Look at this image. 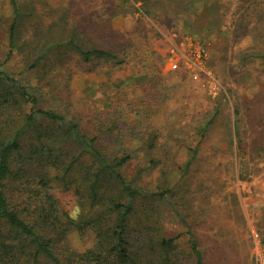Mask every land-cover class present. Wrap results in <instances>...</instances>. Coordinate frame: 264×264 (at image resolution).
I'll use <instances>...</instances> for the list:
<instances>
[{"label": "rangeland", "instance_id": "obj_1", "mask_svg": "<svg viewBox=\"0 0 264 264\" xmlns=\"http://www.w3.org/2000/svg\"><path fill=\"white\" fill-rule=\"evenodd\" d=\"M16 5L15 48L2 69L39 107L84 131L95 115L104 130L115 120L124 137L105 135L100 146L112 158L128 155L123 175L163 197L153 200L156 220L179 236L183 258L192 235L204 264H251L255 244L264 250V0ZM13 21L11 0H0V63ZM75 47L114 59L85 63ZM53 194L77 219L76 198ZM68 243L88 249L92 236L72 232Z\"/></svg>", "mask_w": 264, "mask_h": 264}, {"label": "trees", "instance_id": "obj_2", "mask_svg": "<svg viewBox=\"0 0 264 264\" xmlns=\"http://www.w3.org/2000/svg\"><path fill=\"white\" fill-rule=\"evenodd\" d=\"M11 4L9 51L0 63V264H204L192 235L183 258L179 236L163 233L153 207L163 197L123 175L129 156L103 152V136L124 137L114 119L104 130L95 115L92 133L84 131L65 114L39 107L38 97L2 69L15 48L19 15L16 0ZM75 49L85 63L114 59ZM53 190L76 198L77 219L59 210ZM72 232L90 234L92 246L73 249Z\"/></svg>", "mask_w": 264, "mask_h": 264}, {"label": "built area", "instance_id": "obj_3", "mask_svg": "<svg viewBox=\"0 0 264 264\" xmlns=\"http://www.w3.org/2000/svg\"><path fill=\"white\" fill-rule=\"evenodd\" d=\"M194 56H195L196 62L199 63V61L201 60L200 52L196 51ZM173 68L176 69L177 66L173 65ZM193 78L197 79L198 77L196 75H194ZM254 264H264V250L262 248H260L259 243L255 244Z\"/></svg>", "mask_w": 264, "mask_h": 264}, {"label": "crops", "instance_id": "obj_4", "mask_svg": "<svg viewBox=\"0 0 264 264\" xmlns=\"http://www.w3.org/2000/svg\"><path fill=\"white\" fill-rule=\"evenodd\" d=\"M252 262H251V264H254V253L252 254Z\"/></svg>", "mask_w": 264, "mask_h": 264}]
</instances>
